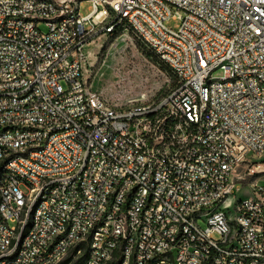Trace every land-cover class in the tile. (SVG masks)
I'll return each mask as SVG.
<instances>
[{"label":"built area","instance_id":"built-area-1","mask_svg":"<svg viewBox=\"0 0 264 264\" xmlns=\"http://www.w3.org/2000/svg\"><path fill=\"white\" fill-rule=\"evenodd\" d=\"M88 1L0 0V264H264V184L218 208L264 153V0ZM120 32L166 96L117 106L84 79Z\"/></svg>","mask_w":264,"mask_h":264},{"label":"rangeland","instance_id":"rangeland-1","mask_svg":"<svg viewBox=\"0 0 264 264\" xmlns=\"http://www.w3.org/2000/svg\"><path fill=\"white\" fill-rule=\"evenodd\" d=\"M79 3L80 12L88 14L89 1L79 0ZM164 24L177 29L179 20L169 18ZM84 52V79L93 90L117 106L161 99L175 86L172 72L131 32L100 34L86 44ZM221 74L222 70L216 69L212 75L219 77ZM232 180L239 190H234L218 206L230 221L235 219L237 202L248 197L249 185L264 184V153L252 155L240 163ZM20 188L24 193L30 191L23 183Z\"/></svg>","mask_w":264,"mask_h":264}]
</instances>
